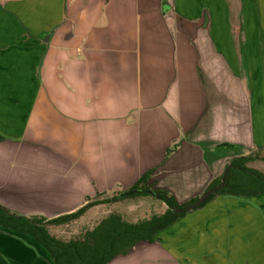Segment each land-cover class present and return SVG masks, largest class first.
Segmentation results:
<instances>
[{
	"label": "crops",
	"instance_id": "crops-1",
	"mask_svg": "<svg viewBox=\"0 0 264 264\" xmlns=\"http://www.w3.org/2000/svg\"><path fill=\"white\" fill-rule=\"evenodd\" d=\"M2 4L1 206L51 219L98 193L128 191L151 170L153 187L183 203L232 157L264 158V0ZM21 43L33 46L21 52ZM21 55L34 79L24 91ZM102 206L49 229L84 232ZM255 211L217 215L216 262L202 260L210 250L195 245L200 232L179 231L107 264H229L228 254L264 264V214Z\"/></svg>",
	"mask_w": 264,
	"mask_h": 264
},
{
	"label": "trees",
	"instance_id": "trees-1",
	"mask_svg": "<svg viewBox=\"0 0 264 264\" xmlns=\"http://www.w3.org/2000/svg\"><path fill=\"white\" fill-rule=\"evenodd\" d=\"M254 158L251 154L232 157L224 165L222 173L208 184L207 189L220 184L222 174L230 164L223 178V187L210 194L198 207L203 206L216 194L241 197H257L264 194V172L248 166L249 161ZM152 172L151 170L142 174L129 188L138 189L136 192L98 193L92 199L88 198L87 203L77 210L51 219L41 215L19 214L0 205V226L35 239L47 251L53 264H107L117 256L130 253L140 242H154L153 236L156 232L168 227L187 212H175L174 209L191 204L199 197L178 203L168 190L153 187V183L149 182ZM136 197L149 198V204L142 217L137 216L140 208L136 209L137 212L129 214V217L118 211H109L102 214L100 220L91 228H85L84 232H76L71 236L62 235L61 232L53 233L49 229L50 226L72 223L92 206L103 204L105 207ZM154 207L158 211L154 210Z\"/></svg>",
	"mask_w": 264,
	"mask_h": 264
},
{
	"label": "rangeland",
	"instance_id": "rangeland-1",
	"mask_svg": "<svg viewBox=\"0 0 264 264\" xmlns=\"http://www.w3.org/2000/svg\"><path fill=\"white\" fill-rule=\"evenodd\" d=\"M4 1L0 0V6L7 7L5 4H2ZM22 42V41H21ZM21 52L27 50L29 46H33L31 43L20 44ZM33 49V47H31ZM30 64L27 62V57L25 55H21L20 57V70L23 78H20V86L22 90H26L29 86L34 84V79H29L27 74H29ZM23 93V92H22ZM264 151L261 152L260 155H263ZM248 166L254 167L260 171L264 172V158H257L249 161ZM119 192V191H117ZM203 192V191H202ZM197 192L195 195H199L202 193ZM191 194V193H190ZM188 195V194H184ZM149 199V198H148ZM146 197H136L132 199H126L125 201L115 202L113 204H109L105 207H99L97 211V215L102 216V214L109 211H118L120 213H124L127 217L132 212H137L136 209L140 208V212H137L138 217H142L145 213L147 205L149 204V200ZM148 200V201H147ZM183 200L180 196V201ZM157 201V200H155ZM160 202V201H157ZM250 209L256 210L255 214L262 215L264 214V194H261L257 197H230L227 194H219L212 198L209 202L205 203L204 206H201L192 209L186 212V216L184 218L176 219L172 225L168 228L160 230L154 234L155 239H159L162 232H168L169 236L171 234H176L177 232H192L191 234H195V238L198 237L197 232L201 233L204 239H196V246L199 244L203 246V249L209 248L210 252H207L205 256H201L202 260L204 258L211 259V262L218 261V252L219 250V238H216L212 234L213 227L218 226V223H215V220H218V214L230 213L235 214L237 210L241 209ZM142 210V211H141ZM154 210L158 211L155 207ZM144 211V212H143ZM149 212H147V215ZM136 215V214H135ZM132 215V216H135ZM201 216H214L208 217L206 221H199ZM188 218H192L190 222H188ZM77 227H71L68 230H62V235L71 236L72 234H76ZM166 230V231H165ZM204 231V233H203ZM200 236V237H201ZM199 237V238H200ZM170 240H176V238L165 237L161 241L170 242ZM208 243L207 244H204ZM216 246V248L213 247ZM241 255L228 254L225 258V261L229 264H236V262H243L240 258ZM253 259H256V255L251 256ZM174 259V258H173ZM0 264H53L49 254L47 251L32 237L29 235L19 233L14 230L6 229L0 226Z\"/></svg>",
	"mask_w": 264,
	"mask_h": 264
},
{
	"label": "water",
	"instance_id": "water-1",
	"mask_svg": "<svg viewBox=\"0 0 264 264\" xmlns=\"http://www.w3.org/2000/svg\"><path fill=\"white\" fill-rule=\"evenodd\" d=\"M230 166V164H228L227 168L224 170L223 174H222V178H221V182L219 185L214 186V187H210L208 189H206L193 203L188 204L186 206H183L181 208H177L174 209L175 212H182V211H189L192 209L197 208L210 194L215 193L216 191H218L220 188L223 187V178L225 177L226 174V170L228 169V167ZM138 191V189H133V190H128L126 191V193H131V192H136Z\"/></svg>",
	"mask_w": 264,
	"mask_h": 264
},
{
	"label": "built area",
	"instance_id": "built-area-1",
	"mask_svg": "<svg viewBox=\"0 0 264 264\" xmlns=\"http://www.w3.org/2000/svg\"><path fill=\"white\" fill-rule=\"evenodd\" d=\"M3 1H7V0H3Z\"/></svg>",
	"mask_w": 264,
	"mask_h": 264
}]
</instances>
